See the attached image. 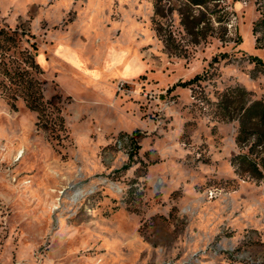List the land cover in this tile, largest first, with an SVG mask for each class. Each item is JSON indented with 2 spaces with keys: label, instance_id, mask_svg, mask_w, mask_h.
<instances>
[{
  "label": "rangeland",
  "instance_id": "obj_1",
  "mask_svg": "<svg viewBox=\"0 0 264 264\" xmlns=\"http://www.w3.org/2000/svg\"><path fill=\"white\" fill-rule=\"evenodd\" d=\"M216 2L0 0L65 118L44 128L0 92V264H264V180L232 163L218 106L264 99V0Z\"/></svg>",
  "mask_w": 264,
  "mask_h": 264
},
{
  "label": "trees",
  "instance_id": "obj_2",
  "mask_svg": "<svg viewBox=\"0 0 264 264\" xmlns=\"http://www.w3.org/2000/svg\"><path fill=\"white\" fill-rule=\"evenodd\" d=\"M166 1L168 0H155L157 15L165 16ZM186 1L198 7H208L212 2H219V0ZM218 21L224 27L221 34L224 37L227 33L228 18L221 15ZM201 25L202 22L199 20L198 31ZM263 29L264 16L255 23L254 34H258ZM157 32L166 47L170 48L171 37L165 33V28L160 23ZM31 36L20 27L0 25V92L13 109H17V99L22 98L27 107L39 113L40 121H44L42 127L55 129V126H59L62 129L65 118L61 109L55 103L46 100L44 96L43 82L40 79L44 70L36 60V42L32 41L30 45H24L30 42ZM256 41L259 46L261 37L257 36ZM250 59L264 65L263 60L258 56H250ZM200 80L202 76L197 74L189 80L177 82L175 86L187 87ZM218 106L219 115L223 120L239 122L236 142L241 151L232 156V163L238 172L264 180V99L252 100L248 90L236 86L224 91Z\"/></svg>",
  "mask_w": 264,
  "mask_h": 264
},
{
  "label": "crops",
  "instance_id": "obj_3",
  "mask_svg": "<svg viewBox=\"0 0 264 264\" xmlns=\"http://www.w3.org/2000/svg\"><path fill=\"white\" fill-rule=\"evenodd\" d=\"M61 56H63L65 59H67L68 61H70L68 58H66L63 54L60 53Z\"/></svg>",
  "mask_w": 264,
  "mask_h": 264
}]
</instances>
